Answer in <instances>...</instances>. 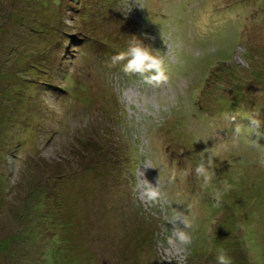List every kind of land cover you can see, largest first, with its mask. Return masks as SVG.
<instances>
[{"label": "rangeland", "instance_id": "1", "mask_svg": "<svg viewBox=\"0 0 264 264\" xmlns=\"http://www.w3.org/2000/svg\"><path fill=\"white\" fill-rule=\"evenodd\" d=\"M128 2L0 0V264H264V138L224 124L264 133V0ZM132 36L166 85L111 66ZM225 141L205 185L200 154ZM140 170L166 204L138 198ZM173 208L188 247L168 242Z\"/></svg>", "mask_w": 264, "mask_h": 264}, {"label": "clouds", "instance_id": "2", "mask_svg": "<svg viewBox=\"0 0 264 264\" xmlns=\"http://www.w3.org/2000/svg\"><path fill=\"white\" fill-rule=\"evenodd\" d=\"M138 0H129V12L134 8ZM145 39H152L145 37ZM123 62L122 71L126 75H139L143 83L154 88H159L166 85L169 80L167 68L164 59L160 52L154 51L151 46L145 45L143 40L136 36H132L129 41L126 51L119 52L111 57V66ZM248 126L236 123V116H225L224 124L231 128L232 136L244 137L249 146L256 148L260 145L259 141L264 138V133L260 132L261 121L255 116H249ZM237 147L235 142H222L219 146L206 148L200 154V159L195 166L194 173L197 178H202L205 185L210 184L216 178L215 162L221 151L227 152L234 150ZM264 152V148L261 149ZM261 163L264 164V157L261 158ZM150 167V166H145ZM175 172H173V178ZM231 185L227 181H222V188L216 190L213 195L215 201L214 207H221L223 196L229 192ZM134 191L138 198L144 203L152 207H158L168 202V197L162 189L159 177L155 184L150 182L144 172L140 170L137 178ZM173 214L169 219V223L173 225L172 235L168 238L169 244H179L188 247L192 243V235L190 229L192 228V221L184 212L174 209ZM182 225V226H181ZM216 264H232V259L227 251L223 248L216 249Z\"/></svg>", "mask_w": 264, "mask_h": 264}, {"label": "bare ground", "instance_id": "3", "mask_svg": "<svg viewBox=\"0 0 264 264\" xmlns=\"http://www.w3.org/2000/svg\"><path fill=\"white\" fill-rule=\"evenodd\" d=\"M208 16H210V14L208 15ZM212 16V15H211ZM201 99V98H200Z\"/></svg>", "mask_w": 264, "mask_h": 264}]
</instances>
